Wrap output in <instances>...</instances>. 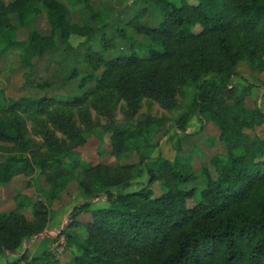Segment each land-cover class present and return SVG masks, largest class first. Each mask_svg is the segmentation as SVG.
Segmentation results:
<instances>
[{
    "label": "trees",
    "instance_id": "16d2710c",
    "mask_svg": "<svg viewBox=\"0 0 264 264\" xmlns=\"http://www.w3.org/2000/svg\"><path fill=\"white\" fill-rule=\"evenodd\" d=\"M92 2H0V50L4 56L20 51L26 82L36 75L37 60L69 47L72 37L85 39L87 65L72 100L13 101L0 89V113L7 121L0 120V138L15 143L18 152L0 160V188L36 171L50 186L49 191L38 189L36 201L18 194L13 210L0 211V264H60L57 258L63 256L51 248L34 258L23 253L9 262L7 257L20 255L25 241L44 233L49 204L72 182L105 206L94 209L87 202L72 210L56 237H66V264H264V111L248 106L250 88L234 82L242 63L255 72L264 70V0H146L149 5L126 25L131 33L118 30L119 44L99 37L101 52L86 44L105 25L97 31L70 20L69 6L91 11ZM150 9L160 17L151 18ZM42 16L48 34L39 29ZM23 30L27 36L20 40ZM77 76L73 71L66 81ZM189 91L190 105L177 129L185 133L196 117L201 128H217L224 147V153L198 169L193 154L183 155L181 147L173 160L146 155L158 148L152 143L156 121L117 126L114 111L121 102L134 118L144 101L172 111ZM91 108L109 118L108 155L117 164L94 165L76 151L97 127ZM18 112L38 123L46 152L25 141V120ZM17 120L22 122L13 124ZM139 149L146 151L139 162H121ZM143 177L142 186L129 191ZM84 215L90 216L86 222L80 221Z\"/></svg>",
    "mask_w": 264,
    "mask_h": 264
},
{
    "label": "rangeland",
    "instance_id": "374dc122",
    "mask_svg": "<svg viewBox=\"0 0 264 264\" xmlns=\"http://www.w3.org/2000/svg\"><path fill=\"white\" fill-rule=\"evenodd\" d=\"M12 0H0L5 4H9ZM65 2V1H63ZM92 10L80 11L73 9L69 6L71 14L70 20L72 23H87V25L97 30L105 25V30L95 35L93 39L86 44V49L92 47L94 51H102L99 44V37L105 35L106 38L117 40V32L119 29H125L131 33L129 26H126L136 15L142 12L149 4L146 0H93ZM151 18L154 16L159 18V13L150 9ZM97 12V14L95 13ZM149 16V15H147ZM159 20V19H158ZM39 29L44 34L49 33V26L46 17L42 16L39 21ZM27 36V31L19 32V39L24 40ZM140 39V38H138ZM84 38L72 37L70 39V46H62L59 51L52 52L36 61L35 76L31 82H26L25 69L20 61V51H11L8 55H3L0 50V89L5 91L6 96L13 100L18 101L21 98L39 99L45 96L56 97L60 101L72 100L74 95H79L77 85L85 74L87 65L84 62ZM78 72V76L72 81H66L67 75ZM239 76L234 79V82L240 86H248L250 90L247 91L246 104L250 107L255 105L259 106L264 111V70L262 72H255L249 68L246 63H242L238 68ZM190 92L184 97H180L178 107L172 111L162 109L159 104L154 102L144 101L142 109L136 117L129 118L122 108L125 103L121 102L118 108L114 111V118L117 126L127 124H137L140 119L146 122L156 121L155 130L157 131L152 137V143L158 144L155 151H145L139 149L130 153L121 162L122 163H137L141 156L146 152L152 158L162 156L167 160H173L177 153V148L181 147L183 155L194 156V166L196 169L202 163L208 161L216 154L224 153V147L218 141V130L212 124L206 125L204 128L200 127L196 117L185 127V133L188 135L186 138L185 133L179 131L176 127L178 118L187 112L190 105L191 95ZM52 109V108H51ZM19 116L25 120L26 137L28 140L36 142L39 147L40 153L46 152V144L39 134V125L26 114L18 112ZM91 115L93 120L98 123L96 129L88 134V142L84 147H79L76 151L79 152L85 161L91 162L96 165L98 163L117 164V160L108 155L110 151L109 135L106 128L110 126L109 118L99 114L96 110L91 108ZM10 114H8V117ZM4 119V120H3ZM41 119H45L42 117ZM130 119V121H128ZM0 120L5 121V115L0 113ZM21 120L14 121L13 124L21 123ZM12 124L11 122H8ZM14 125V126H15ZM63 138L61 134L57 135ZM63 140H66L64 138ZM62 140V141H63ZM18 154L15 150V143L6 142L0 138V160L9 155ZM36 171L34 174L25 175L21 174L13 178L11 184L6 188H0V211H9L15 208L13 198L21 194L23 196L31 197L36 201L40 197L39 188L43 187L49 191L50 186L47 184L44 177H41ZM145 177L138 178L132 183L129 191L139 189ZM154 193L159 195V185L153 186ZM89 202L93 208H102L105 202L102 199L87 198L82 191L78 188L76 182L68 185V188L63 191L58 199H55L52 204H49L51 218L47 229L41 236L32 238L25 241L20 248V255L27 253L30 258L33 256H41L45 251L52 248L57 234L67 226L69 222L70 213L72 210L81 204ZM26 215L31 219L30 211ZM90 218L89 215H84L80 221L86 222ZM65 257L57 258L60 264H66L69 251L65 252ZM18 255H10L7 258L9 262L17 259ZM6 263V262H5ZM4 264V263H1Z\"/></svg>",
    "mask_w": 264,
    "mask_h": 264
},
{
    "label": "built area",
    "instance_id": "2783aa9c",
    "mask_svg": "<svg viewBox=\"0 0 264 264\" xmlns=\"http://www.w3.org/2000/svg\"><path fill=\"white\" fill-rule=\"evenodd\" d=\"M67 249V240L65 236H60L58 237L55 242L52 245V252L57 256V257H62Z\"/></svg>",
    "mask_w": 264,
    "mask_h": 264
},
{
    "label": "crops",
    "instance_id": "0c3cea01",
    "mask_svg": "<svg viewBox=\"0 0 264 264\" xmlns=\"http://www.w3.org/2000/svg\"><path fill=\"white\" fill-rule=\"evenodd\" d=\"M65 254H66V253H65ZM65 254L63 255V257H65ZM9 257H10V256H8L7 258H9ZM34 257H36V256H33V255H32L30 258H34ZM17 258H19V254H18ZM7 260H8V259H7ZM1 263L6 264L5 261H2Z\"/></svg>",
    "mask_w": 264,
    "mask_h": 264
}]
</instances>
